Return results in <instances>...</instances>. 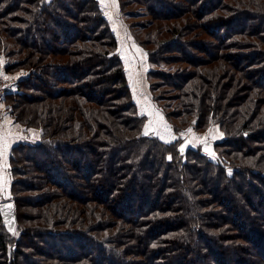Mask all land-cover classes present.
<instances>
[{"label": "trees", "instance_id": "trees-1", "mask_svg": "<svg viewBox=\"0 0 264 264\" xmlns=\"http://www.w3.org/2000/svg\"><path fill=\"white\" fill-rule=\"evenodd\" d=\"M136 1L149 80L219 127L216 159L143 133L99 0H0L3 71L27 70L2 100L39 132L9 150L0 264H264V0Z\"/></svg>", "mask_w": 264, "mask_h": 264}, {"label": "rangeland", "instance_id": "rangeland-1", "mask_svg": "<svg viewBox=\"0 0 264 264\" xmlns=\"http://www.w3.org/2000/svg\"><path fill=\"white\" fill-rule=\"evenodd\" d=\"M99 1V6L106 20L108 21L110 29L114 33L117 42V52L124 63L131 96L136 104L137 112L146 116L142 130L143 133L145 134L147 131V134H152L161 139L160 137H163V134H166V128H170L171 132L176 136L172 141L182 140L183 138L190 137L191 143L194 146H198L211 159L215 160L217 155L213 144L215 141H218L223 137V133L219 127L216 124H213L208 126L206 130H196L192 122L182 124V118L181 116H178V114L181 113L178 97L176 98L175 94L174 96H171L174 92L176 93V91L166 89V86L163 84L156 85L155 82H153L155 81L154 78L151 77L150 80L148 78V70L150 66L152 69H155L156 66L151 64L149 65L147 48L141 44L140 39H142L144 33L148 29L155 28L153 25L154 22L152 21L153 18L151 14L148 13L146 7L138 3L136 0H129L127 7L123 11H120L117 0ZM158 24L162 26L163 21H160ZM3 57L0 56V68L2 70L0 72V79L6 80L7 88H11L14 85L16 86L17 80L19 78L27 74V70L23 71L18 69L11 73L12 75L7 74L6 76L3 71V63H5V58ZM20 57L21 56H19V58ZM183 65L186 64H182V66ZM161 67L163 68L164 66ZM5 77H7V79H5ZM149 81L153 83L152 86L150 85ZM30 91L32 92L33 90L30 89ZM7 106L9 105L6 104V102L4 103L2 100V108L4 113L2 120L0 121V125L4 123L7 116H10L15 121L10 111H7ZM170 112H172L174 116L171 115ZM21 125L38 131V129L35 127L25 126L23 124ZM146 125H150V128L146 129ZM182 125L184 126L181 130H174L178 127H181ZM189 129H191V131H189ZM38 140L39 132L38 136L34 140L26 141L36 142ZM8 178V191L6 193H0V201L6 199L10 200L11 197V178L9 168ZM253 251L256 256L257 248L254 247Z\"/></svg>", "mask_w": 264, "mask_h": 264}, {"label": "crops", "instance_id": "crops-1", "mask_svg": "<svg viewBox=\"0 0 264 264\" xmlns=\"http://www.w3.org/2000/svg\"><path fill=\"white\" fill-rule=\"evenodd\" d=\"M1 71L2 70L0 68V72ZM5 75L7 76V74ZM166 130V134H163V137H160L161 140L167 142L172 141L176 136L171 132L170 128H166ZM0 136L6 138L2 143H6L7 145L6 152L0 155V193H6L9 187L8 158L10 148L20 141L34 140L38 136V131L35 129L26 128L15 122L10 116H7L4 123L0 125ZM0 151H2V145H0Z\"/></svg>", "mask_w": 264, "mask_h": 264}, {"label": "water", "instance_id": "water-1", "mask_svg": "<svg viewBox=\"0 0 264 264\" xmlns=\"http://www.w3.org/2000/svg\"><path fill=\"white\" fill-rule=\"evenodd\" d=\"M195 146L191 143L190 137H186L179 144V149L182 151L188 148H194ZM0 216L5 229L11 233L15 230V206L12 200H4L0 202Z\"/></svg>", "mask_w": 264, "mask_h": 264}, {"label": "built area", "instance_id": "built-area-1", "mask_svg": "<svg viewBox=\"0 0 264 264\" xmlns=\"http://www.w3.org/2000/svg\"><path fill=\"white\" fill-rule=\"evenodd\" d=\"M7 88V81L4 79H0V121L2 120L4 110L2 108V97L3 94L8 90Z\"/></svg>", "mask_w": 264, "mask_h": 264}, {"label": "snow or ice", "instance_id": "snow-or-ice-1", "mask_svg": "<svg viewBox=\"0 0 264 264\" xmlns=\"http://www.w3.org/2000/svg\"><path fill=\"white\" fill-rule=\"evenodd\" d=\"M5 79H7V77H5ZM145 127H146V129H148V128H150V125H146ZM189 131H191V129H189ZM145 134H147V131L145 132ZM5 139H6L5 137L0 136V145H2V151H0V155H2L4 152H6V149H7L6 143H2Z\"/></svg>", "mask_w": 264, "mask_h": 264}]
</instances>
